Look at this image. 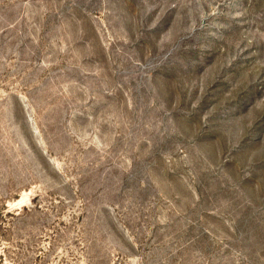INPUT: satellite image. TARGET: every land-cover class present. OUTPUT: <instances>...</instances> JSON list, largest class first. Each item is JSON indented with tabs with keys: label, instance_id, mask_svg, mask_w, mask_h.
<instances>
[{
	"label": "rangeland",
	"instance_id": "1",
	"mask_svg": "<svg viewBox=\"0 0 264 264\" xmlns=\"http://www.w3.org/2000/svg\"><path fill=\"white\" fill-rule=\"evenodd\" d=\"M0 264H264V0H0Z\"/></svg>",
	"mask_w": 264,
	"mask_h": 264
}]
</instances>
